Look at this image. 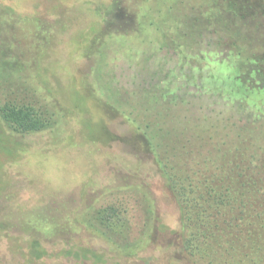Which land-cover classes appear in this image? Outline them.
I'll use <instances>...</instances> for the list:
<instances>
[{"label": "rangeland", "instance_id": "1", "mask_svg": "<svg viewBox=\"0 0 264 264\" xmlns=\"http://www.w3.org/2000/svg\"><path fill=\"white\" fill-rule=\"evenodd\" d=\"M252 3L236 18L241 55L222 66L207 29L231 16L223 0H0V107L53 121L19 135L0 115V264H194L177 252L180 205L156 149L199 145L213 106L198 109L195 75L227 100L244 51L264 50V0Z\"/></svg>", "mask_w": 264, "mask_h": 264}, {"label": "trees", "instance_id": "2", "mask_svg": "<svg viewBox=\"0 0 264 264\" xmlns=\"http://www.w3.org/2000/svg\"><path fill=\"white\" fill-rule=\"evenodd\" d=\"M223 1L225 6L217 11L235 20L228 16L226 22L220 16L207 31L214 34L213 46L220 55L212 61L227 66L226 62L241 55L236 49L241 46L236 18L249 21L257 8L252 0ZM226 6L234 14L226 12ZM202 36L204 33L199 34ZM250 40L245 42L250 47L258 42H253L252 36ZM252 49L249 54L244 51L246 62L240 65L227 100L221 94L205 92L197 75L192 78L199 87L195 92L201 100L198 109L208 108L210 103L213 106L212 115L199 117L193 127L192 137L199 145L189 149L191 139L187 138V146L178 155L156 149L157 159L149 152L180 205L179 240L183 243L177 252L194 264H264V50L256 53ZM0 115L19 135L40 133L53 126L52 117L32 105L7 103L0 107ZM107 231L114 230L108 227ZM120 247L119 255L130 248L124 243ZM31 250L37 259L44 254L37 241Z\"/></svg>", "mask_w": 264, "mask_h": 264}]
</instances>
